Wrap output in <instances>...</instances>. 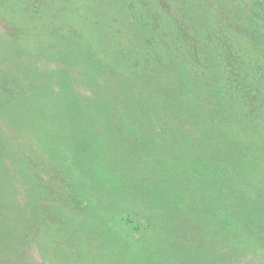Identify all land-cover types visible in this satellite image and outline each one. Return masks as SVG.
<instances>
[{"label": "rangeland", "instance_id": "rangeland-1", "mask_svg": "<svg viewBox=\"0 0 264 264\" xmlns=\"http://www.w3.org/2000/svg\"><path fill=\"white\" fill-rule=\"evenodd\" d=\"M50 19L51 28L46 26ZM16 32L30 37L24 44L27 53L46 50L55 67L65 61L72 74L69 63L85 62L86 54L115 66H140L148 58L153 68L140 74V84L157 89V103L151 107L143 94L147 103L140 117H133L132 144L135 151L145 141L180 144V158L175 159L181 166L180 189L177 182L171 188L166 173L164 182L139 175L133 181L131 173L121 171L130 166L5 165L13 160L0 149V264H58L59 256L46 259L47 246H56L54 239L61 249L70 242L81 245L86 233L100 234L92 236L98 245L126 242L127 235L140 239L146 248L159 250L145 255L166 264L177 258L180 264H264V195L237 182L227 186V165L208 158V121L201 123L202 130L194 128L191 119L175 115L177 106L170 109L173 101L162 100L172 87L199 89L206 102L214 83L233 86L229 93L235 99L245 89L254 99H264V0H0V36ZM171 62L181 63L182 73ZM194 104L189 103V110L180 107L183 117L190 116ZM199 114L200 121L208 119ZM174 121L181 122L182 134L166 130ZM3 127L0 119V146L10 137ZM259 168L264 175V160ZM107 252V258L132 260L122 249ZM62 253L57 250L56 255Z\"/></svg>", "mask_w": 264, "mask_h": 264}, {"label": "crops", "instance_id": "crops-1", "mask_svg": "<svg viewBox=\"0 0 264 264\" xmlns=\"http://www.w3.org/2000/svg\"><path fill=\"white\" fill-rule=\"evenodd\" d=\"M17 12L20 14L18 9ZM51 20L47 27H52ZM64 47L58 45L57 49L66 53ZM15 50L19 48L0 45V119L4 133L10 136L0 149L13 160L2 164L36 167L136 164L133 144L127 138L133 117H140L139 111L147 100L140 86L132 84V64H107L111 70L106 74L97 70L95 64L80 63L82 69L90 66L91 72H75L77 77L68 78L72 73L66 62L55 67L46 50H34L32 54L46 61L41 63L42 73L23 80L19 78L20 56ZM32 68L33 64L28 73ZM146 133H150L149 129ZM180 150L179 144L142 145L139 158L148 168L141 170L139 176L150 182H164L166 173L171 188L175 189L177 182L179 190V171L174 167L179 165L175 159L180 158ZM162 166L169 170H161ZM117 172L120 170L114 171Z\"/></svg>", "mask_w": 264, "mask_h": 264}, {"label": "trees", "instance_id": "trees-1", "mask_svg": "<svg viewBox=\"0 0 264 264\" xmlns=\"http://www.w3.org/2000/svg\"><path fill=\"white\" fill-rule=\"evenodd\" d=\"M2 36V35H1ZM170 38V37H169ZM150 38L149 40H151ZM15 40V41H14ZM27 40H30V37L26 34L20 35L17 32L14 33V35L5 34L3 37H1L0 45L6 46L10 49H18L15 50L19 52V56L22 59L20 61L21 63V70L19 73V78L25 80V78H31L33 75H39L41 74L40 68L43 67L41 63L34 61L32 59H35L32 57L31 53H27L24 49H26V46L24 45ZM167 41V39H166ZM22 43V45H21ZM169 42H166L167 48L171 47ZM264 47V43H263ZM169 53L172 52V50L168 51ZM50 52H48L49 54ZM68 55V51L66 52ZM53 56V54H50ZM66 55V56H67ZM178 55V54H177ZM88 56V60H85V62H82L84 64L93 65L95 64V67L97 70L101 72H106V74L111 70L107 64L108 62H105V60L99 59L95 60L94 55H85ZM91 57H94L91 58ZM28 58H30L28 60ZM62 62V61H60ZM65 62V61H64ZM168 62V61H167ZM33 63V68L31 72L28 73V69H30V64ZM54 63V62H53ZM80 63H69V66L73 69H75V72L82 73L85 72V74H89L91 72L90 66H86V69H82L80 67ZM172 64L176 65L177 68V74L182 73V69L184 68L183 65H180L181 63L171 62ZM113 63H111L112 65ZM122 63H117V65ZM185 65V63H184ZM150 68H153L152 62H149V59L146 58L144 62L141 63V65H134L131 69V80L133 86H140L143 88V94H145L148 100L152 103V106H155L157 103V89L154 87H144L140 84L141 75L144 74V72H148ZM264 68V67H263ZM77 70V71H76ZM169 70H167L168 72ZM163 72V71H161ZM166 70L163 72L165 73ZM264 72V71H262ZM141 74V75H140ZM168 74V73H166ZM169 75V74H168ZM70 77H77V75L70 74L68 78ZM146 81L149 82V77H146ZM174 80V79H173ZM170 86V85H169ZM192 87V86H191ZM233 86H230L227 84L225 87H222L219 85V83H214L212 85L208 86V96L206 97V102L200 100L204 98V95L202 94V91L199 89H191V88H166L168 89L167 92H163V102L165 101H173L170 102V109L174 110V107H178L177 115L181 119H191L193 123H191V126L194 128H198L202 130L204 124V121H208V139L211 138L209 141L211 144L208 143V158L214 159L215 163H219L220 165H227L228 169L224 171L229 174L231 177L229 179V182L231 185L227 186H235L233 182H237L239 186L244 184L247 186L251 191L254 193H257L260 197L264 195V175H262L261 171L262 169L259 168V165L262 163V160H264V114H261L260 112L264 108V99H261V101H258L260 99H254L251 97V90L245 89L242 91L241 97L235 99L234 95L229 92H231ZM193 88V87H192ZM179 94L177 95V91H179ZM228 90V92H227ZM183 92V96L181 93ZM223 93H226L228 97H225ZM177 95V97H176ZM182 97V98H181ZM191 102L194 104L192 106L191 112L189 113L190 116L183 117L180 113V107L183 108L186 107L185 110H189V103ZM193 107L195 111H193ZM205 109L207 113L205 112ZM198 111V112H196ZM202 111L208 117L207 120L200 121V114L199 112ZM155 120L153 121L154 125ZM173 125L168 128H166L167 131L174 132L176 134H182L181 133V122L180 121H174ZM202 123V124H201ZM155 127V126H154ZM224 128L225 130H222ZM131 130V129H130ZM165 131V129H163ZM222 130V131H221ZM129 131V130H128ZM200 132V131H198ZM132 142V131H130V138H127V140ZM182 139V138H181ZM138 143V140L135 139ZM163 141H169L171 144L177 145L178 143H175L176 141L171 140H163ZM185 141V140H184ZM157 141H152L147 143L145 141L144 144H157ZM164 143V142H163ZM192 144V143H190ZM205 144V143H204ZM180 145V144H179ZM194 145V143H193ZM205 146V145H204ZM203 151H206V148H203ZM181 152V150H180ZM133 161L136 163L134 166L121 170L127 174H130L131 170H134L138 173L132 174L133 177L139 175V172L141 170L147 171V166H144L139 158L140 151H133ZM227 162V163H226ZM142 165V166H140ZM140 166V167H139ZM176 170L179 171V176L181 172V166L176 165L174 167ZM161 170H169L168 167H160ZM126 170V171H125ZM207 170V168H206ZM206 170H200L198 169L196 172H206ZM103 173H106V171H102ZM110 173V172H109ZM118 173V172H117ZM116 174V173H114ZM220 174V173H219ZM213 175V174H212ZM222 176V175H221ZM224 177V176H222ZM260 177V178H259ZM224 180V179H222ZM256 190L252 187L255 185ZM261 192V193H260ZM89 229H94L93 226H89ZM29 232L27 233L28 236ZM84 235V240L81 245H76L72 242H70V245L64 246L63 249L59 245H62L59 240H51L53 244L58 246L51 245V247L47 246L46 249L47 253V260L56 261L57 257L59 256L60 260L58 261V264H63V261H69V264H72L74 261H79L81 264H166V262L160 258H153L154 255H145L148 254V252L156 253L159 250H155L152 246H148L146 248L144 242H140V239L131 237L127 235L126 242H122L117 244L116 242L111 241L109 244L105 242L103 245L97 244L95 242H92L93 235L100 237V234L94 233ZM56 237V236H54ZM112 239H116L115 236L111 237ZM104 240L105 237L103 238ZM107 241V240H106ZM74 248V249H73ZM116 249H122L128 257H130L129 261H119L115 260V257L110 256L107 258V251H112ZM57 250L62 251L63 253L61 255H56ZM78 250V251H77ZM163 250L172 253L170 250L164 248ZM77 251L76 253H74ZM84 252H87L89 254V257H84ZM103 252V253H102ZM71 254V256L69 255ZM73 254V255H72ZM141 257L144 259V262L138 261V258ZM182 263L179 258L176 259L175 264Z\"/></svg>", "mask_w": 264, "mask_h": 264}]
</instances>
